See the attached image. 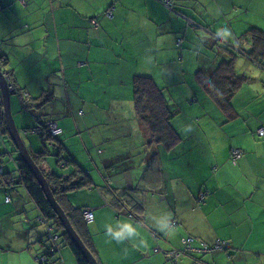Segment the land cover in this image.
I'll list each match as a JSON object with an SVG mask.
<instances>
[{"label": "crops", "instance_id": "crops-1", "mask_svg": "<svg viewBox=\"0 0 264 264\" xmlns=\"http://www.w3.org/2000/svg\"><path fill=\"white\" fill-rule=\"evenodd\" d=\"M13 1L24 10L34 4ZM161 1L44 0L40 10L52 35L45 40L46 55L50 44L58 51L52 73L35 74L44 51H25L36 36L34 21L24 23L26 29L20 38H11L12 44L1 42L2 71L17 89L10 97L15 125L20 134L27 133L22 138L31 152L43 151L32 127L55 121L62 128L55 141L46 143L47 149L58 153L55 144L61 145L69 170L77 167L82 171L77 176L91 182L67 198L83 210L84 222L74 224L98 264H264V136L256 133L264 127V65L248 57L250 44L243 37L252 28L264 30V0H169L171 8ZM82 16H93L97 27L77 20ZM221 47L235 54V74L246 77L230 99L229 117L195 76L212 75L232 57ZM71 70L76 73L70 75ZM136 76L150 78L165 100L159 106L153 96L147 120L167 119L168 108L180 141L174 147L148 144L146 160L133 166L138 146L131 147L130 139L141 131V141L148 140L143 124L135 122ZM222 88L217 85L218 91ZM21 92L26 95L21 97ZM45 108L50 110L45 113ZM125 109L131 132L115 134L120 120H113L114 111ZM104 123V131L86 133L88 125ZM122 136L129 140L121 142ZM4 145L0 142V152L11 153L9 169L19 156L6 137ZM233 147L242 151L234 164L229 161ZM38 161L46 175L58 171L52 155ZM131 190H139L135 205L128 196ZM8 195L11 202L0 207V264H39L33 256L40 244L60 249L48 264H77L63 236L59 246L44 242L47 229L38 222L39 212L26 191L14 186ZM85 211L92 213L90 222ZM125 225L133 229L131 235ZM185 236L206 244L224 240L230 257L225 252H192L171 260V251L181 249Z\"/></svg>", "mask_w": 264, "mask_h": 264}, {"label": "trees", "instance_id": "trees-1", "mask_svg": "<svg viewBox=\"0 0 264 264\" xmlns=\"http://www.w3.org/2000/svg\"><path fill=\"white\" fill-rule=\"evenodd\" d=\"M103 16L106 18L111 17L110 13H107L106 15L105 12L103 13ZM77 20H81L82 22H85V23L90 22L96 27L98 25L96 23L97 21L95 20L93 16H82L81 18ZM243 37H245L249 41V44H250V50L247 52L248 57L255 63L259 65H264V30L252 28L248 30V32ZM181 39H178V41L181 42L182 41ZM182 45H183L182 42L178 45L179 49L181 48ZM221 49H225V48L221 47ZM225 50L228 51L232 55V57L228 58L227 60L222 61L212 75L205 76L201 74L200 72H197L195 76H198L200 78L201 87L207 91L206 95L211 100H213L215 104L220 105V107H218L219 111H221L223 114L229 117L228 110L232 109L230 99L233 97L235 91L239 88V86L244 83V81L246 80V77L243 75L237 76L235 74V60L233 59L235 54L229 51L228 49H225ZM4 58H5V55H3L0 52V63L1 64L5 61ZM75 73L76 71L71 70L70 75H73ZM4 75L6 76V74ZM7 78L8 80L10 79L9 76H7ZM203 83L209 84L210 88H207L205 85H203ZM218 84L223 85V88L221 91L217 90ZM9 85L12 89V93L15 94L17 90L16 87L14 86L12 82L11 84L9 83ZM22 95H26V94L21 92L20 96L22 97ZM155 95H156L155 99L161 103L159 106L164 105L165 100H164L161 90L155 85V83L150 78L143 77V76L135 77V79L132 82V101H133V107H134L133 111L135 113L136 118L142 121L143 127L145 129V133L147 135L148 143L152 146H155L156 144L171 143L169 147H174L180 141V136L177 137L176 133L172 129V126L170 123L171 120H169L171 118L170 116L173 115L174 113L170 111L168 108H166L165 114L167 116V119L147 120V119H150L151 117L150 115H147V112L149 111V108H153V107H150L151 105H153L152 103L153 100L151 102L149 101ZM0 101H1V98H0ZM1 116H2V113L0 110V117ZM3 121L4 120L2 116V122ZM52 122H55V121H52ZM52 122H48V123H52ZM47 124L45 125L39 124L38 126H34L31 128V132L38 135L41 141H43L42 142L43 151L41 152L29 151V153L33 161L36 163V165L39 167L40 171L43 173L44 177L46 178L54 198L56 199L58 204L61 206V208L67 215L72 227L75 229L77 234L83 240L84 244L93 254L88 243L83 238L84 237L83 233H81L80 235L79 231L77 230L74 224L75 220L79 219L82 221L83 219L82 211L83 210H80L76 208L75 205L70 204L67 198L70 193L80 191L81 189L89 188L91 186V182L86 176L84 177L77 176L78 173H82V171L78 169L77 167L69 170V167L66 165V161H64V158L61 157V154H62V152H60L61 145L55 144L58 147V153H54V154L49 153L46 143H51L52 141H55L58 136L53 137L50 135ZM159 129L161 130L157 131ZM37 130H40V133H37ZM164 132H166V134H164ZM0 134H1L0 135L1 145L5 146L6 144L4 145V138L6 136H3V135L7 134L8 135L6 137L7 139L8 137H10L8 130L6 128L5 122H4L3 128L0 127ZM25 135H27V133ZM263 136L264 135H261L259 137H263ZM161 139H163V141H160ZM10 140H12L11 137H10ZM13 147H15L14 144H13ZM234 149L240 150L239 148H234V147L230 149L229 161L232 164H234L232 161V152ZM15 152H17L16 148H15ZM10 154H11L10 152H0V192L7 193V195L5 196L2 193L0 207L2 205H7L11 202V198L8 195L9 188H12L14 186H21L26 191L33 205L39 212V217L37 218L38 222L41 225H44L47 229L46 232H44L43 234L44 242L49 240L50 242H54V245L59 246L58 244L59 237L63 236L65 239L66 245L70 248L75 258L76 263L77 264H87L84 258L81 256V254L74 247L73 243L71 242L66 232L64 231V228L62 227L57 216L55 215L53 210L50 208L43 192L40 189L38 182L34 178L33 174L30 172V170L27 168L25 163L22 161V159H20L19 157L17 161L13 162L12 168L6 169V167L8 166V163L10 162V157H11ZM5 155H7L6 158H5ZM51 155L55 159V166L58 171L53 172L52 174L46 175L43 172L41 165L39 164L38 158H45ZM241 156H242V151H241ZM241 156L239 157V159L241 158ZM152 160H153V156L150 158V163L148 164V166L151 165ZM138 191L139 190H131L129 192L128 196L130 198L131 205H135L136 203H138V200H139V196L137 195ZM125 200H126V197H125ZM133 207H137V206H133ZM83 222H84V219H83ZM170 226L175 227L176 225L175 226L170 225ZM192 239H193V242L197 241L194 237H192ZM41 241L42 240L40 239V242ZM221 241L224 242V247H223L224 250L220 252H225L227 258H229L230 257L229 244L224 240H221ZM197 242L200 243L201 241H197ZM58 250L60 249L58 248L56 250L55 248H52V247L45 248V245L40 244V249L33 256L34 260L36 262L38 261L39 264H48L50 262L54 263L55 262V259L53 260L54 253H56V251ZM171 252H172L171 260H174L172 257L175 255H177V258H178L182 254H188V253L197 252V251L185 250L182 244V247L180 250H176V251L173 250ZM199 252L205 254V252H202V251H199Z\"/></svg>", "mask_w": 264, "mask_h": 264}, {"label": "rangeland", "instance_id": "rangeland-1", "mask_svg": "<svg viewBox=\"0 0 264 264\" xmlns=\"http://www.w3.org/2000/svg\"><path fill=\"white\" fill-rule=\"evenodd\" d=\"M30 0H28L29 2ZM44 0H34V4L33 6L30 5L29 8L27 10L24 9H20L19 7H17L16 1L14 2L13 0H0V47H1V42L3 43V41H6L5 44H12L13 43V39H11L12 37H14L15 35L20 38V33H22L24 31V29H26V26H23L24 23L27 22H31L34 21L35 22V28L33 30V33L36 34L35 37H32L31 39H29V45L27 48H25L26 52H33L35 53L38 49H41L42 51H44L45 53L43 54V56L39 59L36 67H35V74L38 76H44L48 73H52L54 70V62L53 59L58 58V51H57V47L56 45H52L50 44L49 46V56L46 55L47 52V45L45 40L46 39H50L52 38L51 34H48V30H47V26L45 25V14H44V9L43 11L40 10V8H42V2ZM6 2L8 3L6 6H4L6 4ZM23 8V7H22ZM38 31H40V33H38ZM28 33V32H27ZM23 34L22 38L27 34ZM40 35V36H37ZM5 39V40H4ZM20 41V40H19ZM18 41V42H19ZM25 44V43H24ZM44 45H45V50H44ZM55 54V55H54ZM1 71L5 70V68L0 65ZM3 72V71H2ZM5 73V72H3ZM11 98L14 97L13 94H11L10 96ZM50 110V108H45V113H47ZM58 112L60 113H64V109L62 108H58L56 109ZM133 110V109H132ZM127 111L128 109L124 110H115L114 114H115V119L113 120H120L117 125H115L114 127V133L115 134H121L123 132L125 133H129L131 132V128H132V123L128 124L127 120ZM125 114V115H124ZM200 116H195L194 118L197 119ZM4 120V119H3ZM110 120H112V117L110 118ZM125 120V121H123ZM172 120V119H171ZM85 124H89L91 120H85ZM4 122L3 121V126H4ZM135 122L137 123H142V121L135 119ZM89 129L86 131V133H90L92 135H96L101 131H104L107 128L106 123L104 124H94L92 125H88ZM1 135V134H0ZM3 136H8L7 134H4ZM2 136V137H3ZM21 136L24 138L25 135L23 133H21ZM143 138L142 132L139 131L137 133V138H131L129 143L130 146L133 147L134 144H136L138 146V150L137 153L135 154V156L133 157V166H136L137 163L142 160H146V156L150 153V152H146L148 144L147 141H141ZM129 140L128 136H122L121 137V142H123V140ZM137 140V141H136ZM8 141L11 143V146L13 147L12 144V140H10V137H8ZM133 141V142H131ZM14 148V147H13ZM48 159V158H47ZM25 208L27 209V213L30 215V206L29 204L25 203ZM20 209V208H18ZM17 211V210H16ZM199 243L197 241H194L192 243V247L193 248H198ZM222 251V250H221ZM215 252H220V251H215Z\"/></svg>", "mask_w": 264, "mask_h": 264}, {"label": "water", "instance_id": "water-1", "mask_svg": "<svg viewBox=\"0 0 264 264\" xmlns=\"http://www.w3.org/2000/svg\"><path fill=\"white\" fill-rule=\"evenodd\" d=\"M11 94H12V89L9 91L8 81L4 73L0 69V95H1L0 107L2 110L1 113L5 121V125L8 130V133L12 139V142L18 151L20 159H22V161L25 163L27 168L30 170V172L33 174L34 178L38 182L40 189L43 192L50 208L57 216L62 227L64 228V231L70 238L74 247L81 254V256L84 258L87 264H98L96 258L93 256L91 251L87 248L83 240L80 238V236L77 234L75 229L72 227L67 215L65 214L61 206L58 204L56 199L54 198L46 178L44 177L43 173L40 171L36 163L33 161L22 136L15 125V121L11 113V104H10Z\"/></svg>", "mask_w": 264, "mask_h": 264}, {"label": "built area", "instance_id": "built-area-1", "mask_svg": "<svg viewBox=\"0 0 264 264\" xmlns=\"http://www.w3.org/2000/svg\"><path fill=\"white\" fill-rule=\"evenodd\" d=\"M162 3L165 7L167 8H170V2L168 0H162ZM181 42H179L180 44ZM7 81H8V84H9V80L7 78V76H5ZM9 90H11V87L9 85ZM0 110H1V107H0ZM48 126V131L50 133L51 136L53 137H57L59 136L61 133H62V128L57 125V123L55 122H52V123H48L47 124ZM37 133H40V130H37ZM257 135L258 136H261V135H264V127H261L259 128L257 131H256ZM241 156V151L238 150V149H234L233 152H232V161L233 163H235L239 157ZM84 218L86 220V222H90L92 220V213L91 211H85L84 212ZM172 226H175L176 225V221H172L171 223ZM181 243L183 244V247L185 250H195V251H202V252H215V251H221V250H224L223 247H224V242L223 241H216L215 243L213 244H206L205 242H200L199 243V247L198 248H193L192 247V243H193V239L192 237L188 236V237H184L181 239ZM177 256V255H175Z\"/></svg>", "mask_w": 264, "mask_h": 264}, {"label": "clouds", "instance_id": "clouds-1", "mask_svg": "<svg viewBox=\"0 0 264 264\" xmlns=\"http://www.w3.org/2000/svg\"><path fill=\"white\" fill-rule=\"evenodd\" d=\"M171 8V7H170ZM2 111V110H1ZM125 228L128 231V234L131 235L133 232V229L129 226V225H125ZM111 231V230H110ZM121 234L120 233H116V236L119 237Z\"/></svg>", "mask_w": 264, "mask_h": 264}, {"label": "bare ground", "instance_id": "bare-ground-1", "mask_svg": "<svg viewBox=\"0 0 264 264\" xmlns=\"http://www.w3.org/2000/svg\"><path fill=\"white\" fill-rule=\"evenodd\" d=\"M15 148H16V147H15ZM16 150H17V149H16ZM16 153L18 154V151H17ZM18 156H19V154H18ZM199 251H200V250H199ZM199 251L197 250V252H199ZM205 253L208 254V253H211V252H208V251H207V252H205Z\"/></svg>", "mask_w": 264, "mask_h": 264}]
</instances>
